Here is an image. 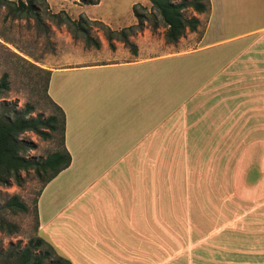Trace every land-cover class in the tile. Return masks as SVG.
Returning <instances> with one entry per match:
<instances>
[{
	"label": "crops",
	"instance_id": "1",
	"mask_svg": "<svg viewBox=\"0 0 264 264\" xmlns=\"http://www.w3.org/2000/svg\"><path fill=\"white\" fill-rule=\"evenodd\" d=\"M196 16L176 50L49 69L70 163L37 197L38 235L72 264H264L262 228L200 233L187 189H167L171 162L187 177L188 106L206 87L241 61L264 96V0H209Z\"/></svg>",
	"mask_w": 264,
	"mask_h": 264
},
{
	"label": "rangeland",
	"instance_id": "2",
	"mask_svg": "<svg viewBox=\"0 0 264 264\" xmlns=\"http://www.w3.org/2000/svg\"><path fill=\"white\" fill-rule=\"evenodd\" d=\"M134 6L148 15L143 27L128 36L136 45L135 54L119 38L113 39L114 46L110 47L99 24H91L90 33L100 41V47L86 46L81 37L73 36L67 24L59 23V18L52 15L58 13L63 18L66 13L72 19L83 15L121 30L137 22ZM184 14L196 15L191 8ZM41 16L40 22L13 18L6 6H0V77L3 73L8 75V88L0 93V103L7 102L22 111L26 104L31 105L27 117L58 114L46 92L47 71L51 68L75 60H127L139 57L140 52L161 53L179 48L176 42H165L166 27L149 0H99L97 4L47 0V5L41 6ZM201 21L202 26L204 18ZM191 45L187 43L188 47ZM250 74L240 61L233 74H222L190 103L187 120L192 126V144L188 146L187 177H180L183 163H170L175 171L167 179V189H187L189 204L197 208L196 215L192 211L198 222L197 231L203 234H246L248 239L253 230H264V96L259 98L255 92L258 89L249 85ZM5 112L7 109L0 106V114ZM18 139L26 146L23 155L32 161L44 160L63 147L59 131L44 138L28 130ZM20 175V184L12 181L10 185H0V207L10 196L17 195L29 208L27 212L1 209L5 220L15 225L12 232L8 227L0 228L3 251L16 245L21 248L39 236L35 204L44 181L32 168L21 170ZM259 220L260 227L253 224Z\"/></svg>",
	"mask_w": 264,
	"mask_h": 264
},
{
	"label": "trees",
	"instance_id": "3",
	"mask_svg": "<svg viewBox=\"0 0 264 264\" xmlns=\"http://www.w3.org/2000/svg\"><path fill=\"white\" fill-rule=\"evenodd\" d=\"M87 4H97L99 0H83ZM153 10L157 11L163 25L166 27L164 38L166 43H175L183 37L187 31H196L200 26V19L193 15L187 17L184 11L191 8L195 13H207L209 11V0H149ZM47 5V0H0V6H6L8 13L13 18L27 17L34 18L40 22L41 6ZM133 14L137 18L135 24L122 28L121 30L111 29L100 20L90 19L80 15L77 19H72L64 13L63 18L56 16L59 23H65L72 31L75 38H82L86 46L100 47V41L90 33L91 24H99L105 30L106 39L110 47H113V39L119 38L127 44L132 53H136V45L128 39L136 29H141L144 22L148 19L146 13L140 12L133 7ZM49 75V70L47 71ZM8 75L3 73L0 77V93L8 88ZM48 84V79H47ZM46 84V92H47ZM49 100L53 103L58 114H50L46 118L41 115L36 117H27L32 107L25 105V110H17L7 102L0 103V106L7 109V112L0 114V185H10L12 181L17 184L22 182L21 170L34 169L36 175L44 181V185L56 176L62 169L70 163V154L64 144L65 115L61 107L54 103L47 94ZM34 131L38 135L47 138L52 133L59 131L62 150L49 154L44 160L32 161L26 159L23 155L25 145L19 141L18 137L25 131ZM43 185V186H44ZM42 189V188H41ZM41 191V190H40ZM40 193V192H39ZM39 195V194H38ZM37 202V200H36ZM3 207L13 212H27L28 206L17 195L10 196ZM0 207V228L7 227L12 232L15 225L9 223L1 214ZM35 215L37 220V208L35 204ZM38 226V221H37ZM44 247V249H43ZM0 264H72L71 261L56 253L54 246L40 236L31 238L23 246H13L3 251L0 250Z\"/></svg>",
	"mask_w": 264,
	"mask_h": 264
}]
</instances>
